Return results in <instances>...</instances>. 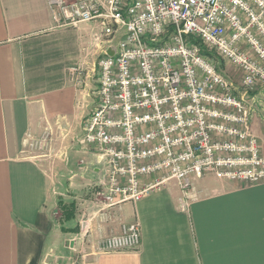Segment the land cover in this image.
<instances>
[{"label":"crops","instance_id":"crops-1","mask_svg":"<svg viewBox=\"0 0 264 264\" xmlns=\"http://www.w3.org/2000/svg\"><path fill=\"white\" fill-rule=\"evenodd\" d=\"M100 31L98 21L57 26L47 0H0V264H264V179L193 177L186 203L171 179L137 202L102 206V163L81 143L96 101L82 83L106 46L93 41ZM253 96L250 129L264 158V86ZM45 134L50 145L29 151ZM63 187L75 213L58 225ZM76 216L86 231L71 226ZM132 222L141 229L136 250H98Z\"/></svg>","mask_w":264,"mask_h":264},{"label":"built area","instance_id":"built-area-1","mask_svg":"<svg viewBox=\"0 0 264 264\" xmlns=\"http://www.w3.org/2000/svg\"><path fill=\"white\" fill-rule=\"evenodd\" d=\"M57 26L98 21L95 106L81 143L102 163V206L137 202L173 179L181 202L191 179L258 183L264 158L250 129L253 94L264 86V0H47ZM119 36L115 45L113 39ZM234 64L239 84L218 68ZM110 49V50H109ZM80 73L78 68H70ZM47 134L30 146L44 145ZM157 175L154 182L140 179ZM83 232L86 223L83 222ZM138 222L104 237L98 250H136Z\"/></svg>","mask_w":264,"mask_h":264},{"label":"rangeland","instance_id":"rangeland-1","mask_svg":"<svg viewBox=\"0 0 264 264\" xmlns=\"http://www.w3.org/2000/svg\"><path fill=\"white\" fill-rule=\"evenodd\" d=\"M264 20V18H263ZM204 47V46H203ZM205 48V47H204ZM206 49V48H205ZM212 57L215 58L216 60V64H217V68L227 77L229 78L231 81H233L235 84H239L240 82V77H241V74L240 72L238 71V68L230 63V62H226L224 60H222L214 51H208ZM97 63H98V57L96 56L94 58V73L93 75L91 74V76L87 79H84L85 81L82 83V85H84V83L88 82L89 86H90V94L91 92H93V90L96 88V77H95V73H96V70H97ZM83 78V77H82ZM82 80V79H81ZM80 80V81H81ZM81 83V82H80ZM91 96H93L91 94ZM49 136V135H48ZM47 138H50L47 137ZM50 142L51 140L48 139V141L46 140V144L48 143V145H50ZM29 151H44V149H46L44 147V149H41L38 145H32V146H29ZM53 152V151H52ZM67 176V175H66ZM62 179V182H68L66 180V177L63 176L61 177ZM66 187H63V189H56L55 191V198H56V204H57V213L52 215L53 216V219L55 221V224H58V225H63L65 222L62 221L63 220V205H67L69 202H71V198L68 197V195H71V193L69 191H66L65 190ZM61 193V194H59ZM75 213V211H74ZM77 218V216H76ZM83 221H78V218L74 221H72V225L73 228H76V229H79L80 228L82 229L83 228Z\"/></svg>","mask_w":264,"mask_h":264},{"label":"trees","instance_id":"trees-1","mask_svg":"<svg viewBox=\"0 0 264 264\" xmlns=\"http://www.w3.org/2000/svg\"><path fill=\"white\" fill-rule=\"evenodd\" d=\"M192 41L200 44V41L198 39L192 38ZM201 49L205 53H209L205 50V48L201 45ZM210 54V53H209ZM211 55V54H210ZM74 211H75V203L74 202H69L67 205H63V220L68 221L74 218Z\"/></svg>","mask_w":264,"mask_h":264}]
</instances>
